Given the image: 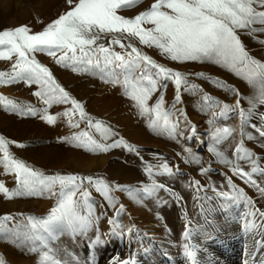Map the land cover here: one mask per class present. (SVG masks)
Returning a JSON list of instances; mask_svg holds the SVG:
<instances>
[{"label":"snow or ice","instance_id":"snow-or-ice-1","mask_svg":"<svg viewBox=\"0 0 264 264\" xmlns=\"http://www.w3.org/2000/svg\"><path fill=\"white\" fill-rule=\"evenodd\" d=\"M66 3L68 10L41 31L33 32L27 25L0 30V60L12 62L9 70L0 71V85L21 82L28 87L35 85L37 87L32 95L45 105L38 109L0 94V107L20 115L39 116L50 125L56 123L58 115L67 118L69 126L74 129H80V124L84 123V129L74 132L71 137H61L60 141L72 143L85 151L107 153L113 148L123 147L139 156L135 145L119 137L103 120L88 114L84 104L57 82L51 70L36 59V54H46L53 57L57 64L70 67L73 71L91 72L107 83L122 87L123 95L133 102L140 115L149 117L148 128L173 140L183 136L179 119H174L177 113L195 133V126L188 120L186 110L177 109L176 105L183 104L182 93L195 94L202 89L190 83L189 74L158 63L133 41L158 49L161 56L173 62H211L218 65L245 80L254 89V94L245 109L241 105L245 97L239 89L203 72L195 73L197 77L208 79L237 97L232 105L208 93L201 97V111H210L212 115L208 121L213 126L208 151L231 172L230 176L224 174L230 191H220L215 187L212 190L228 205L243 203L250 209L245 216L246 230L264 228V210L233 180L237 177L243 184L256 189L259 197L264 199V186L254 178L255 175H264V167L245 147L244 139H252V136L245 137L243 131V125L250 123L256 115V107L264 106V63L251 55L241 39V34L255 36L256 33H264V0H154L147 9L133 17L119 13L135 8L141 0H66ZM104 39H107L106 44L101 42ZM116 47L121 51H116ZM169 83L173 84L175 95L173 104L166 109L165 93ZM156 93L159 95L150 106L148 102ZM60 104L71 107L60 114L49 113L48 109ZM231 114H236L241 120V139L233 148L235 160L219 148L229 139H235V128L217 124L218 120L229 119ZM76 117L78 119H74ZM260 119L264 121V114H260ZM252 127L256 128V125L252 124ZM257 131L264 136V125ZM10 145L24 147L0 135V167L3 174L14 175L16 181V187L12 189L0 181V195L8 200L42 197L45 194L56 198L55 206L44 217L27 216L9 227L15 217L11 214L0 216V239L11 240L28 247L30 252L38 253L37 264H72L73 261L79 264L74 253H66L70 259L61 258L52 243L65 232L85 234L89 230L98 219L93 193L98 194L115 215H120L125 206L120 204L119 208L116 207V192H124L130 199L139 202L142 196H151L158 190L171 191L154 178L174 175L173 167L167 161L152 164L140 157L151 183H141L133 188L93 175H45L17 159L10 151ZM190 157L186 162L201 163L195 155L190 153ZM238 161L248 162L250 170L246 171ZM208 171L210 167L200 169L202 175ZM191 186L198 191L204 188L198 180L192 181ZM100 207L103 208L104 204ZM248 217L252 219L248 220ZM257 217L260 224L256 222ZM109 223H114V220L110 219ZM184 235L187 238L189 233L186 231ZM97 243L98 240L90 241L89 247ZM257 244L264 246V241L258 240ZM184 247L185 255L192 260V264H196L195 252L187 244ZM121 264L132 262L126 260Z\"/></svg>","mask_w":264,"mask_h":264},{"label":"rangeland","instance_id":"rangeland-1","mask_svg":"<svg viewBox=\"0 0 264 264\" xmlns=\"http://www.w3.org/2000/svg\"><path fill=\"white\" fill-rule=\"evenodd\" d=\"M6 1L8 0H3L2 3ZM5 4L4 6L0 5V30L14 29L21 25L29 26V23L31 22V20L35 19L36 23L34 25L33 24L30 25L29 27L33 30V32H38V31H41V29H43L47 24H49L50 22L58 18L59 15H61L62 13L68 10V5L66 3V0H42V2L41 0H18V1L10 0L7 5ZM22 21L23 23L19 24ZM241 39L243 43L245 44L246 48L250 51L251 55L257 61L264 63V43H261V41H264V33H256L255 36L241 34ZM142 48L144 47L142 46ZM115 50L120 51V49L119 50L115 49ZM147 55L151 56V54L149 53H147ZM152 58L154 59V57ZM36 59L41 64L47 66L51 70L57 82L62 87H64L65 90H67L73 98L77 99L79 102L84 104L85 110L88 114H90L95 119L103 120L106 124L111 126L119 134V137H123L128 143L132 144L123 135L119 124L113 120H109V117L112 114H115L118 116L117 118L122 119L124 116H127L130 118L131 121H133V117L130 114L129 108L128 109L123 108V107L120 108L119 106H116V107L111 108L110 110L102 112L101 114L98 111L99 107L102 104H105L106 102L104 98H102V96L106 94L105 89L107 88V84H108L107 82H105L104 80H100L98 78V75H94L91 72L73 71L70 67H64L60 64H57L53 57H50L46 54L37 53ZM11 64L12 62L10 61L0 60V71L9 70L11 68ZM170 67L173 69L179 70L183 73L189 74L188 79L190 83L196 84L199 86L200 89H202V91H198L195 94L182 93L183 104L176 105V108L177 109L184 108L187 112V118L191 122V125L195 126L196 131L194 134L191 132V130L189 131L190 136L193 137V140L189 142V146L195 152L196 154L195 156L200 159L201 161L200 164H203L204 162H207V161H211V162L215 161L216 163L214 164L217 165V168H215L216 166L212 165V167L215 168L214 170H212V172L216 173L217 171H220V170L223 171L222 174H220L219 179L223 181L224 184L227 186L226 184L227 180L224 174L227 173V175L230 176L231 172L229 171L228 167H226L224 164L218 161V158L215 157L213 153L208 151V147H209V144L211 143V140H208L206 137H208L207 135L210 134L209 132L213 131V126L208 123V121L212 118L211 112L209 111V114H207L208 113L207 111L204 114V111L202 113L199 107L202 103L201 97L203 96L204 93H208L220 101H222V98H224L226 99L224 102L228 103L229 105L234 104L237 97L235 94L230 93L225 89L215 86L208 79L197 77L195 73L203 72L208 77H211L213 79L218 78L219 80L225 82L227 86H232L236 89H239L240 93H242L243 96L245 97V99L241 101V105L245 109L249 107V99L253 96L254 89L245 80L235 76L233 73H230L226 69H223L219 67L218 65H215L211 62H203L201 64L200 63L198 64L190 63V65L177 63ZM170 84L172 87H174L172 83ZM9 86L10 85L8 86L0 85V87H2L3 90ZM115 86H116L117 94L123 93L122 87L117 86V85ZM33 87L36 90L37 86L34 85ZM14 91L15 92L20 91V89L16 88L14 89ZM7 93L9 92L7 91ZM174 95H175V91L172 97H169V99L166 98L168 99V101L171 98V100L169 101V105L173 104ZM17 99L22 100L24 104L26 102V105H29L28 102L30 103V105L32 104L31 106H33L34 104V107L38 109H42L45 107V105H43L41 102H38V101H32L33 102L32 103L31 102L32 99H30L29 97L23 96V94H21L20 97L14 100L18 101ZM69 107L71 106L62 105V104L53 105L50 109H48V111L50 114H60ZM188 107H191V108H188ZM217 111H219V109H217ZM3 112L6 114V111L1 110L0 115L4 114ZM260 114H264V106H257L256 115L251 119L250 123L243 125L244 134L246 132V134L248 135L250 134L252 138H255V137L259 138L258 137L259 132L257 131V129L260 128L262 125H264V121H261L260 119ZM175 118H178L180 121L179 123L180 130L183 131V130H187L188 128H190L188 125L185 124L184 118L180 117L178 113H177V116L174 117V119ZM74 119H78V117ZM24 120H28L27 130L25 131L21 130V126H20L22 123H25L23 122ZM60 120H61V115H58V119L56 123H58ZM4 121H5L4 123L5 125L4 126L0 125V135H3L8 140L16 141L19 144L24 145V147H17L15 145H10L9 146L10 151L14 154V156L17 159H20V160L22 159L21 158L22 155L21 154L18 155L20 151L24 152V155L26 157H30V158L33 157L32 160H30L29 158H26L27 160H24V162L27 161L26 163L28 165H30L36 170L42 171L45 175H54L58 173L59 174H73L74 171L70 169L71 167L67 165V161H66V159H68L69 157V154L67 153L69 149H75L79 151L81 150L84 153H89L88 151H85L83 148L75 147L72 143L61 142L60 141L61 137L63 136L71 137L72 135L70 136H67V134L66 136L63 134L58 135L57 130L51 129V127L54 124L50 125L46 123L44 120H41L39 116L20 115L18 113L16 114L13 112H8L7 116L4 117ZM227 123L231 125L230 127H233L236 129L235 136L238 137L234 143L236 144V142L241 139V135H240L241 120L238 118L236 114H231V117L229 119H226V120L221 119L217 121V124H220V125L227 124ZM252 124H255L256 128H253ZM85 127L86 125L84 123L80 124V129H84ZM128 128L132 129L130 125H128ZM80 129H75V131L77 132ZM248 131L250 133H248ZM140 135L144 139H146L148 142H150L151 146L143 147V148L138 147L137 149L139 150L141 148V151L144 150L145 152H149V154L151 155L152 161L153 159H156L152 163H157L159 159H162V158H167L168 161L169 160L171 161L172 158L174 159L175 154L177 155L176 150L180 151V150H183V148L185 147V142L181 140L182 137H178L176 140H173V139H170L166 134H157V133H154L150 129L147 130L144 127H143V131L140 132ZM116 138L118 137H115L114 139ZM244 140L247 141V139H244ZM160 141L164 143L163 148L159 146ZM247 145H245L247 149L252 148V146H250L249 144ZM174 146L176 147V149ZM196 146L197 148H195ZM122 148L123 147L113 148L111 149L112 151L110 150L111 151L110 153L108 152L107 153H96V154L92 153V155L93 156L95 155L96 157L104 156L106 157L107 161L108 159L109 160L115 159L119 163L124 164L127 160H126V156L125 155L123 156L121 154ZM219 148L221 151L223 150L221 147ZM202 154H203V157H202ZM131 155H135V152H132ZM227 156L230 159H232L230 155H227ZM143 159L148 162V160L145 159L144 157ZM72 164H74V162H72L71 165ZM188 167L190 169L191 165ZM189 169L184 171V173L186 174L188 171V173L185 176L186 185L188 184L187 185L188 189L189 188L191 189V190L189 189L188 191L189 196L191 195V197H189L188 199L191 200L192 203H194L192 213H193L194 218H197L196 222L191 219L193 217L191 215L192 213L189 214L186 211V209L183 208L184 199L179 193L175 194L174 200L176 204L180 206V208L176 210V215L178 218L180 216L179 218L180 222L187 229L189 233V236L187 238L193 239V238H196L197 235L209 233L210 229H207L208 223L206 222L208 220L207 211L209 212L211 210L215 211L216 208L224 210V208H226L224 206L226 204V201L223 200L222 198L220 199V197L218 196H215L216 194L214 193L215 194L214 195L213 192L209 193V195L205 197V195L203 196V194L201 193V190L198 192V190L194 186H191L192 181L194 180L200 181V180L197 177L190 175L192 174V172ZM0 173H1L0 180H2L3 177H6V174H3L1 170H0ZM74 173H78L81 175H93L96 177H101L111 183L110 179H107L106 176H104L101 173H98V171L95 172V174H91V172H74ZM233 180L236 184L239 181L237 177H233ZM196 193H199L197 197L194 196V194L196 195ZM45 195L42 197L37 196L35 198L38 199V201L41 199L44 200L47 198L49 199L51 198L48 195L47 196ZM93 195L97 201L96 215L98 219L95 220L93 225L89 228V230L85 234H72L70 232H65L56 241L52 243V247L59 250V256L61 258L70 259V257H68L66 253H74L75 256L79 260V264H89L90 258H91L90 264H97L98 261L101 264H121V262L126 261V260L131 261L132 264H146V262H150L153 260L151 255H149L150 253H148L149 250H151L152 253L155 252V255L158 258L163 257L164 254L162 253V251H160V249H162L161 244L165 243L164 241L165 239H163V237L159 236V234H156V232H151L141 226L139 227V225H137L133 221L134 218L132 214H130L129 212L124 211L122 214H120V218L116 217L117 215H113V213L112 214L108 213L107 211L108 207L107 205H105V202L103 201V199L96 193H93ZM200 196L201 198H199ZM210 198H214L213 201H211L212 199ZM36 199L32 198V201L34 200L36 201ZM200 200L201 202H199ZM202 200H204V203ZM35 201L34 203H31V204H19L17 207L18 208L21 207V210L16 211L15 216H14L15 220L12 221V223L11 222L9 223V227H12L13 224L17 222L23 221L24 218L27 216H36V217L47 216L50 209L54 207L56 204V198L52 197L50 199L51 203L48 205V207L45 209H42L39 206V204L35 203ZM219 201H222V202H219ZM1 202H9V200L3 197L2 199H0V203ZM213 202H214V206L212 205ZM218 203L221 206H218L219 205ZM101 204H104L103 208L99 206ZM207 206H209V209ZM233 206L234 207L238 206L237 209L243 210L244 212H247L249 209L246 206H245L246 209L244 207H240L239 205H233ZM198 210L200 211L197 212ZM186 212H187V215H186ZM16 214L18 216H16ZM99 214H101L102 216ZM3 215H0V216H3ZM195 215H198V216H195ZM110 219L114 220V223H109ZM199 219L200 221H198ZM188 220H190V222ZM157 222L158 220L151 221V224L155 225ZM191 223H195L198 226H195L194 224L191 225ZM199 223H202V226ZM186 224L190 225L189 226L190 228ZM199 227L200 228L202 227V228L200 229ZM117 231L120 234H118ZM97 240L99 241V243L94 244L93 247L90 248L89 247L90 241H97ZM120 240H121V243L119 242ZM127 243L128 244L133 243L132 244L133 249L131 250V252H128V250L125 249ZM147 244L149 246H147ZM113 245H117V250L119 251L118 254L115 256L113 255L114 253ZM171 247L176 249V252H179L182 249L185 250V247L184 246L182 247L181 243H179L177 240L171 243ZM149 256L150 258L148 259ZM38 258H39L38 253L30 252L28 250V247H25L11 240L0 239V261H3V264H37ZM232 262H233L232 264H235V263L240 264L242 262V259L239 256V257L234 258ZM72 264H75V262L73 261Z\"/></svg>","mask_w":264,"mask_h":264},{"label":"bare ground","instance_id":"bare-ground-1","mask_svg":"<svg viewBox=\"0 0 264 264\" xmlns=\"http://www.w3.org/2000/svg\"><path fill=\"white\" fill-rule=\"evenodd\" d=\"M9 1L10 0L2 3L3 0H0V5L4 6L5 3H6L5 5H7ZM41 2H42V0H41ZM152 2H154V0H141V3L138 4L135 8L123 10L119 14L124 15L126 17H133L134 15L138 14L140 11L147 9L151 5ZM22 23H23V21L20 22L19 24H22ZM35 23H36V20L32 19L31 22L29 23V26L32 24L34 25ZM101 42L106 44L107 39H104ZM133 42L136 43L137 46L141 48V50H143L144 52L146 51L147 53L151 54V56L154 57V59L158 63L163 64L167 67H170V66L177 64V62L170 61L166 57L161 56L158 49H156L154 47L153 48H147L144 46H143L144 48H142V45H139L137 41H133ZM115 49L119 50L120 48L116 47ZM144 49H146V50H144ZM120 51H121V49H120ZM190 63H196V64L200 63L201 64V62H186V63H182V64L190 65ZM70 77H72V76H70ZM98 78L100 80H103L100 78L99 75H98ZM9 87H6L4 89L5 91L2 89V87H0V94L4 95L10 99H13V100L20 97V95L23 94V96H26V97H29L30 99H32L31 102L32 101L40 102L37 97L32 95V92L35 90L33 86L28 87L24 83L21 82V83H16V84L10 85ZM16 88L17 89L19 88L20 91L15 92L14 89H16ZM10 90H12V91H10ZM105 90H106V94L103 95L102 98H104V100L106 102H105V104H102L99 107V110H98L99 113L101 114L102 112L110 110L111 108L116 107V106H119L120 108L121 107L127 108V109L129 108L130 114L133 117V121H131L130 118L127 116H124L122 118L123 119L122 120L120 118H117L118 116L115 114H112L109 117V120H113L119 124L123 135L132 143V145H135L136 148H138V147L143 148V147L151 146L150 142H148L146 139H144L140 135V132L143 131V127L146 128L147 130H149V128L147 126L149 117L140 115L138 109L133 106V102L130 99H128L125 95H123V93L117 94L116 93V86L113 85L112 83H108L107 88ZM7 91L9 93H7ZM174 91H175L174 87H172L171 84L169 83L168 88H167L166 93H165V101L166 102H165L164 107L169 108L172 105V104L169 105V101L171 100V98L169 101H168V99H169V97H172ZM186 94H188V93H186ZM158 95H159V93H156L152 97V99L149 100L148 103L150 106L155 102V99ZM166 98H168V99H166ZM225 100L226 99L222 98L223 102ZM17 102H21L24 104V102L22 100H18ZM25 104H26V102H25ZM28 104L30 105L29 102H28ZM33 107H34V104H33ZM188 108H191V107H188ZM1 110L6 111V110H4L3 107H0V111ZM8 112L9 111H6V114L3 112L4 114L0 115V125H3V126L5 125L4 124L5 123L4 117L7 116ZM205 112H207V111H204V114H205ZM202 113H203V111H202ZM207 114H209V111ZM92 115H94V114H92ZM25 118H26V116H25ZM23 122H25L26 124L22 123L20 126H21V130L25 131V130H27L28 120H24ZM128 125H130V127L132 129H129ZM226 125L231 126L229 123H227ZM19 129H20V127H19ZM51 129L57 130L58 135L63 134L65 136H66V134H67V136H70L74 132H76L74 128H71L69 126V124L67 122V118L63 117L62 115H61V120L58 123L54 124L51 127ZM189 131H190V128L182 131L183 136H182L181 140H183V142H185V147L183 148V150H180V151L176 150L177 155L175 154L174 159L172 158L171 161L170 160L168 161L167 158H162V159H159V161L157 159V161H158L157 163H152L156 159H153V161H152L151 155L149 154V152H145L144 150L141 151V148L138 150L139 154H140L139 156L136 153H135V155H131L132 152H129L126 149L122 148L121 154L123 156L125 155L126 160H127L124 164L119 163L115 159H110V160L108 159V161H107L106 157H104V156H102V157H96L95 155L93 156L91 152L84 153L81 150L79 151V150H75V149H69V151L67 152L69 154V157H68V159H66L67 165H69V167H71L70 169L74 172H91V174H95V172L98 171V173H101L104 176H106L107 179H110L111 183L115 182V183H118L120 185H128V186H131L133 188L139 187L141 185V183H143V184L151 183L150 178L144 172V164L142 163L140 157H144L145 159L148 160V162H150L152 164H158V163H162L164 161H167L168 164L171 167H173L174 175H172V176L158 175V176L154 177L158 183L166 185L168 187V189H170L171 191L158 190L157 192H155L151 196H142V198L139 200V202L133 201L124 192L114 193V195L116 196V199H117V204H116L117 208H119L120 204H123L125 206V211L132 214V216L134 218L133 221L137 225H139V227L141 226V227H143V228H145L151 232H156V234H159V236H161V237H163V239H165L164 240L165 243L161 244L162 249H160V251H162V253L164 254L163 257L158 258L155 255V252L152 253L151 250H149L148 253H150L149 255H151L153 260L150 262H146V264H192V260L185 255L184 249H182L179 252H176V249L171 247V243L175 240H177L179 243H181L182 247L185 246V244L189 245V247L195 252L196 264H232L233 263L232 261L234 260V258L239 257V256L242 259V262L241 263L239 262L240 264H264V246L257 244L258 240L264 241V235H262V233H264V228H260L259 231H256V230L248 231V230H246V228H245V224H246L245 216H246V213L250 209H248V211L246 210L247 212H244L243 210L237 209L238 206L234 207L233 205H228L227 201H226V204L224 203L225 205L223 204L225 207L227 206L226 208L223 207L224 210L216 208L217 210L215 209V211H212V210L210 212L207 211L208 212V220L206 222L208 223L207 229H210L209 233H205L202 235L196 234L197 237L193 238V239L192 238L191 239L185 238L184 234L187 231V229L180 222V220H179L180 216L178 218L176 215V210L179 209L180 206L178 204H176L174 197H175L176 193L177 194L179 193L182 196V198L184 199L183 208H185L189 214L192 213L194 203H192V201L188 199L189 197H191V195L189 196V192H188L190 188L188 189V186H187L188 184L186 185V179H185V176L188 173V171L186 174L184 173V171L189 169L188 166L191 165V168L189 170H191L192 174H190V175L197 177L200 180L201 185L204 186V188L201 190V193L203 194V196L205 195V197H207V195H209V193H211V192H213V194L215 193L216 195L215 194L214 195L217 196V193L212 190L213 187L217 188L220 191H230L227 188V186L224 184V182L219 179L220 178L219 176H220V174H222L223 171L220 170V171H217L216 173L212 172V170L217 168V165L214 164V163H216L215 161H213V162L207 161V162H204L203 164H196L194 162H185V161H189L191 159L190 153L193 155H196L195 152L189 146V142H191L193 140V137L190 136ZM209 133L210 134L207 135L208 137H206L208 140H210L212 132H209ZM248 133H250V132L248 131ZM255 133H257V132H255ZM244 135L246 137L248 134H246V132H245ZM189 137H191V138H189ZM258 137L259 138L255 137L252 139H247V141L244 140V145L249 144L250 146H252V148H250L249 150L255 154L256 158H258L259 165L261 167H264V136H261L258 133ZM237 138L238 137L235 136V139H229L228 141H226L225 143H223L222 145L219 146L223 149L222 151L225 152V154L230 155L233 160L236 159L233 156V148L235 147L234 143L237 140ZM109 142L110 141H108V143ZM159 146L163 148L164 143L162 141H160ZM247 147H248V145H247ZM195 148H197V146ZM198 148H199V146H198ZM175 149H176V147H175ZM111 151H109L108 153H110ZM19 154L22 155L21 156L22 161L27 160L26 158H29L30 160H32V158H33V157L32 158L26 157L24 155V152H22V151H20L18 153V155ZM170 154H172V153H170ZM110 155H112V154H110ZM202 157H203V154H202ZM72 162H74V164L71 165ZM238 162L240 163V165L242 167L245 168L246 171L250 170V165L248 164V162H246V161H238ZM212 165L216 166V167L214 168V167H212ZM201 167H205V168L210 167V171H208L206 174L202 175L200 173ZM177 169H178V171H177ZM0 170L3 172L2 167H0ZM254 178H256L262 184V186H264V175H255ZM112 179H114V180H112ZM0 181H3L9 189L16 187V181H15L14 175H7L6 174V177H3V179ZM237 185L239 187L244 188L247 195L252 197L253 199H255L257 201V206L261 210H264V199H261L259 197V194L256 191V189L251 188V187L243 184L240 181V179L237 182ZM198 194L199 193H196V195L194 194V196L197 197ZM45 196H47V195H45ZM35 197H37V196L19 197V198L11 199V200H9V202H1L0 203V215L11 214V215L15 216L16 211L21 210V207L20 208L17 207L19 204L34 203L35 200L32 201V198L36 199ZM2 198H3V196L0 195V199H2ZM199 198H201V196ZM50 199L49 198L44 199V200L41 199L39 201H38V199H36L35 203L39 204V206L42 209H45L51 203ZM192 199H193V197H192ZM210 199H212L211 201H213L214 198H210ZM204 200H202L203 203H204ZM199 202H201V200ZM219 202H222V201H219ZM215 203H216V201H215ZM212 205L214 206V202ZM36 206H38V205H36ZM218 206H221V205L219 204ZM239 206L244 207L246 209V207L243 203L239 204ZM207 207L209 209V206H207ZM105 208H107V207H105ZM29 209H31V208H29ZM107 209H108L107 210L108 213H111V214L113 213V215H115L113 209H111L109 207ZM199 211L200 210H198L197 212H199ZM187 212H186V215H187ZM99 215H101V214H99ZM191 215L193 216V213ZM16 216H18V215L16 214ZM195 216H198V215H195ZM116 217L120 218V215H117ZM203 217H205V216H203ZM191 219L195 222L197 220V218H194V216ZM251 219H252V217H248V220H251ZM155 220H158V222L155 225L151 224V221H155ZM188 221L190 222V220H188ZM198 221H200V219ZM148 222H150V223H148ZM256 222H257V224H260L259 217L256 218ZM107 224H108V222H107ZM116 224H118V223H116ZM192 224H194L195 226H198L195 223H191V225ZM199 224H201V226H202V223H199ZM187 226L189 227L190 225H187ZM117 233H118V231H117ZM118 234H120V233H118ZM194 234H195V232H194ZM119 242L121 243V240ZM132 244L133 243H130V244L127 243V245L125 244L126 245L125 249H127L128 252H131V250L133 249ZM147 246H149V245L147 244ZM113 247H114L113 255L115 256L118 254L119 251L117 250V245H113ZM149 258H150V256L148 257V259ZM97 264H101V263L98 261Z\"/></svg>","mask_w":264,"mask_h":264}]
</instances>
